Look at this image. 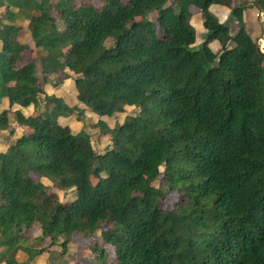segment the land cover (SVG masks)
I'll return each mask as SVG.
<instances>
[{
	"label": "trees",
	"instance_id": "trees-1",
	"mask_svg": "<svg viewBox=\"0 0 264 264\" xmlns=\"http://www.w3.org/2000/svg\"><path fill=\"white\" fill-rule=\"evenodd\" d=\"M75 1L0 0V104L27 108L43 93L25 63L22 18L45 53L43 70L77 76L80 103L99 116L138 113L112 130L101 123L112 146L98 154L87 134L57 123L81 112L54 95L36 117L12 112L30 131L0 152V263L19 264L20 251L31 261L46 239L66 252L74 236L101 229L116 264H264V63L243 21L247 0ZM212 5L230 9L234 35ZM251 5L264 16V0ZM192 8L206 30L198 48ZM10 113L1 111L0 129L10 128ZM33 175L75 189L76 199L61 203ZM170 193L184 202L162 210Z\"/></svg>",
	"mask_w": 264,
	"mask_h": 264
},
{
	"label": "rangeland",
	"instance_id": "rangeland-1",
	"mask_svg": "<svg viewBox=\"0 0 264 264\" xmlns=\"http://www.w3.org/2000/svg\"><path fill=\"white\" fill-rule=\"evenodd\" d=\"M127 1L128 0H122V3L126 4ZM172 1L173 0L169 2ZM231 1L232 4L236 2V0ZM83 2H87V0L75 1L76 4ZM252 2L253 0L246 1L247 5L244 8L243 21L245 23L246 30L251 35V38L258 44V50L259 53L262 54L264 63V46L261 43L264 39V16L251 5ZM93 4L96 8L101 7V3L98 1H93ZM211 8L212 12L218 16L222 22H228L230 26V34L234 35L238 26L235 19H230V9H226V7L220 5H213ZM53 16L59 30H61L62 26L61 22L58 20L57 14L53 13ZM149 19L154 20L155 14H150ZM190 23L195 32V43L193 44V47L198 48L205 39L206 30L202 25L201 12L196 8H192V19ZM16 25L22 27V31L19 34V41L29 47L25 63H28L35 68L37 72V80L43 89V93L36 105H31L23 109L20 108L23 115L25 117H36L39 114L44 113L46 107L45 96L49 97L50 95H54L55 97L60 98L64 106H66L69 110L72 111V109H77L81 112L79 118L76 111L71 112L68 117L60 116L57 119V123L62 127L68 128L73 135H77L79 133L87 134L90 137L91 145L96 153L103 154L109 150L112 146V142H110L111 136L105 132L102 124L103 126H106L108 130H112L115 126L122 124L126 118L136 115L138 113V109L134 107H127L124 112L116 113L111 117L99 116L93 113L77 99L78 96L74 81L77 76L68 69L59 73L47 74L46 71L43 70L41 61V57H43L45 53L34 48L28 30V21L20 18L16 22ZM111 44V40H108L105 43V46L109 47ZM209 47L215 53L220 49V45L217 41L214 44L210 43ZM75 56L76 54L72 48H68L63 54V57H69L72 61L75 59ZM4 109H8L11 112L9 117L12 123L9 129H0V151L8 144H11L9 141H11L12 136L13 138L18 137L30 131L28 127H20L17 123L12 121V112L19 109V106H10L7 100H3L0 104V113ZM11 129L15 132L12 136L9 135ZM163 171L164 167H161V175L152 183V186L159 188L162 187ZM101 176L104 177L103 174ZM33 177L43 184L48 194L56 195L61 203H69L76 199L75 189L61 191L47 178H40L36 175H33ZM97 183L98 179L92 176L90 178V184L94 186ZM182 202L184 201L180 195L170 193L164 199L162 198L159 200V205L162 210H172L178 207ZM36 231L37 230H32L29 234L36 237ZM100 232H102L101 229L97 230L96 233L94 232V234L88 238L74 236V239L67 245L66 252L62 251L59 244L50 246V240H45L44 247L46 250L44 253H49L46 264H116L113 248L103 243ZM41 246H43V243H41ZM101 247L104 249L105 256L98 257L100 251L99 249H101Z\"/></svg>",
	"mask_w": 264,
	"mask_h": 264
},
{
	"label": "crops",
	"instance_id": "crops-1",
	"mask_svg": "<svg viewBox=\"0 0 264 264\" xmlns=\"http://www.w3.org/2000/svg\"><path fill=\"white\" fill-rule=\"evenodd\" d=\"M213 6V5H212ZM211 6V7H212ZM210 7V11L212 12V8ZM227 9V8H226ZM213 13V12H212ZM214 14V13H213ZM218 18V16H217ZM192 19V18H191ZM219 19V18H218ZM220 22H222L220 19H219ZM216 41L212 42L213 44L215 43ZM218 43V42H217ZM18 106V105H16ZM21 107L19 106V109L17 110H21L20 109ZM23 109V108H22ZM21 136V135H20ZM20 136L18 137H14L13 136L11 137V141L9 142H13L14 140H16L17 138H19ZM10 144H8L7 146H5L0 152H5L8 148ZM35 236H40V232L39 230L36 231V234ZM47 240V239H46ZM43 247H44V241H43ZM48 255L49 253H41L40 255L36 256L35 258H33L31 261H28V256L26 253L24 252H18L17 255H16V260L19 264H46V260L48 259ZM0 264H3V263H0Z\"/></svg>",
	"mask_w": 264,
	"mask_h": 264
},
{
	"label": "bare ground",
	"instance_id": "bare-ground-1",
	"mask_svg": "<svg viewBox=\"0 0 264 264\" xmlns=\"http://www.w3.org/2000/svg\"><path fill=\"white\" fill-rule=\"evenodd\" d=\"M262 45L264 46V39L261 41Z\"/></svg>",
	"mask_w": 264,
	"mask_h": 264
}]
</instances>
